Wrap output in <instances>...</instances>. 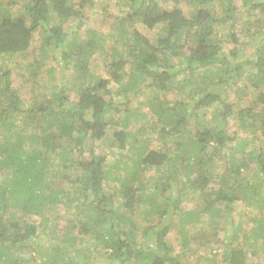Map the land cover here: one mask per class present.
<instances>
[{"label":"trees","instance_id":"1","mask_svg":"<svg viewBox=\"0 0 264 264\" xmlns=\"http://www.w3.org/2000/svg\"><path fill=\"white\" fill-rule=\"evenodd\" d=\"M13 2L0 0V264H77L80 252L81 264H250L249 249L260 241L264 250V0H124L125 16L103 10L93 21L107 26L101 33H82L92 0ZM238 26L259 41L254 58L239 60ZM30 51L18 64L33 83L22 99L6 65ZM56 69L53 95L34 94L40 74ZM139 87L151 96L147 113L119 102ZM108 134L117 155L101 148ZM137 211L143 225L127 218ZM176 212L220 229L179 225L174 254L166 238ZM49 224L43 235H59L50 244L38 231ZM76 242L94 249L75 252Z\"/></svg>","mask_w":264,"mask_h":264},{"label":"rangeland","instance_id":"2","mask_svg":"<svg viewBox=\"0 0 264 264\" xmlns=\"http://www.w3.org/2000/svg\"><path fill=\"white\" fill-rule=\"evenodd\" d=\"M2 2H7L9 0H1ZM93 3L95 4L93 8L89 9V8H86L84 10V13L87 15V17L90 19V22L87 23L85 25V27L83 28L82 30V33L87 30V29H93V30H96L97 32L101 33V32H104L106 27L105 25H102V24H99V23H93V21H95L96 19L97 20H101V19H104L102 18L101 14H105L103 13L105 10L106 12L108 13H114L115 15H121V16H125L126 15V11H127V7L124 6V0H92ZM15 2V3H14ZM14 2L12 4L14 9H21L25 3V0H14ZM101 4V6H100ZM105 5L106 7L104 9H101V7ZM98 17H101V18H98ZM73 24L72 22H68L66 25H65V29L69 27V25ZM158 30H156L157 32ZM234 33H236V35H241L239 40H240V43L243 44V45H247V48H245V50L243 52L240 53L241 55V58H239L240 61H244L243 60V57L244 55H246L247 57L251 58L253 57V55H255V52H256V48H257V43L259 42L257 40V38H254V39H250L249 40V37L245 35L244 31L241 29V26H238L235 30H234ZM217 39H219L220 41L224 42L225 45H227V48H224V51L225 53L228 51V48H229V45H230V39H228V33H227V29L226 27L224 26H219L218 29H217ZM32 47H38L39 44H40V36L37 32H34V41L32 43ZM109 47L110 46H113V44L111 43L108 44ZM32 52L30 51L29 53V56L28 57H19V58H15L12 60V62H7V68L9 67L11 70H12V81H14L16 87H18L20 89V97L22 99H24L25 97H30V93H28L29 89L31 88V86L33 85L32 81L30 80H23L22 79V76L21 75V69L19 68L18 64H21L22 66L24 65H27L28 63L31 62V57H32ZM256 57V56H255ZM254 58V57H253ZM48 63H50L48 61ZM97 69L98 70H95L96 73H101L102 74V69H101V63L100 62H97ZM61 66V65H60ZM21 67V66H20ZM48 68V67H46ZM44 70V69H43ZM43 70H41L43 72ZM107 75V74H106ZM26 76V75H24ZM41 76V80H38V83H39V86L36 87L34 89V94H40V93H46L47 96H52L53 93H51V89H50V86L51 85H56V80H58L61 75L59 74V72L57 71H53L52 73H50V75L48 76L46 74V72L44 71L43 73L40 74ZM69 76V75H68ZM127 83V78L124 79V82L123 84H126ZM243 84V82H238L237 85L240 87L241 85ZM109 88H111V90L113 91H116V89L118 88V85L114 84L113 82H110V84L108 85ZM235 88V87H234ZM236 91V90H235ZM233 91V92H235ZM232 92V93H233ZM125 98V99H124ZM151 96L149 95V91L148 90H145V89H142L141 87L139 88H135L133 89L132 91L128 92L127 95H123L120 99V103L121 104H124L127 103L129 108H132L133 110L135 109H139V111H141L142 113H147L148 112V109L149 107L145 106L144 103L147 102V100H150ZM139 103H142L140 106H139ZM18 123V122H16ZM134 128H131V131H136L138 129V124L137 125H132ZM232 128V127H231ZM116 130H119V127L118 128H115ZM133 129V130H132ZM110 134H108L109 136ZM145 137L146 138H150L152 139V142L154 144L157 143V135L155 133H152V132H149L148 129L146 130V133H145ZM110 138V139H109ZM109 140L106 141V144H103L101 145V148L103 149V151H108L109 148L111 150H113V152L117 155L118 154V147L117 145H113L111 147H109L108 145L112 142V136H109ZM125 152V151H124ZM123 152V153H124ZM106 153V152H105ZM112 158L111 157H108V161L112 162L111 161ZM111 164V163H110ZM252 166V165H251ZM155 175V171L153 169H150L148 171H146L144 173V177L146 178V181H149L152 179V177H154ZM118 187H119V184L118 182H109L107 183L106 185V190L111 193V194H115L118 190ZM190 205L187 206L186 210H190ZM238 208L236 209V211L234 212L235 213H239V212H243L245 210V206L243 204L241 205H238L237 206ZM63 213V212H62ZM141 213V211H140ZM138 211L137 212H134L133 214H128L127 215V218L131 219L133 218L138 224H144V222L142 221L143 220V216L140 214ZM245 213V212H244ZM64 217L65 218H69V214L68 213H63ZM62 215V216H63ZM185 213H179V212H176L173 217L169 220L172 225H173V229L169 231V233L167 234V244L173 249L174 251V254L176 253H180L182 252V246H181V239H180V235L178 234V230H177V227H179V225L182 224V226L184 225V227L191 231V232H204V233H207V234H211L214 230V228H217L218 230L220 229V221L217 220L218 224L214 225V224H211L208 219L206 217H201L199 221H190V222H187V223H183L182 221V218L184 217ZM249 216V214H248ZM247 216L245 215V218ZM236 217L234 215H231L228 219V222L230 221H235ZM221 222L225 221L226 219L224 218H221L220 219ZM246 221H248V223L245 225L244 227V232H249V230L254 226L247 218H246ZM40 222V219H37V223ZM152 226L155 225V222L152 221ZM50 227H51V224L47 225L46 227V231H42L41 232V229L43 228L42 226L40 227V230L39 231V235H40V240L42 242H46V243H52L53 241H55V239L57 240V238L55 236H59V235H49V237L47 236H44L43 233L45 232V234H47V232L50 230ZM219 234V238H222L223 237V233L219 232V231H216ZM48 245V244H46ZM260 241H258V243L256 244V248L254 249H249V252L247 254L249 260H248V263H260V264H264V250L260 248ZM88 247L90 248V245L87 243V242H84V243H79V242H76L75 244V247H74V251L77 250V251H81L84 249V247ZM48 247V246H47ZM46 248V247H45ZM90 249H94L92 246ZM95 249H97L95 247ZM101 246L98 247V250H101ZM252 251H256V255H254V253ZM76 252V251H75ZM195 252V247H192L190 246V250H186L185 254L191 258H195V255L194 253ZM208 253L209 251H203V252H199V254H197V257L198 256H205V253ZM79 256H77L75 258V261L77 264H81L83 262V258L84 256L80 253H78ZM77 254V255H78ZM31 255V254H30ZM86 255V253L84 254ZM30 256L29 255H25V259H28ZM35 257V259H39L38 257L36 256H33V258ZM199 264H209V261L208 260H201V262Z\"/></svg>","mask_w":264,"mask_h":264}]
</instances>
